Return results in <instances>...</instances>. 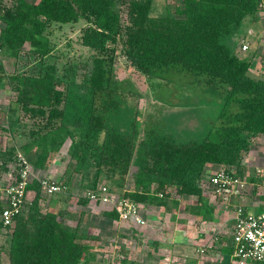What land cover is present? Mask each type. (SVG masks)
<instances>
[{
    "label": "trees",
    "instance_id": "16d2710c",
    "mask_svg": "<svg viewBox=\"0 0 264 264\" xmlns=\"http://www.w3.org/2000/svg\"><path fill=\"white\" fill-rule=\"evenodd\" d=\"M176 1L175 14L154 16V0H0V47L9 58L17 59L27 45L28 54L42 61L50 52L46 30L52 23L76 24L82 20L89 24L81 45L93 53L92 71L87 78L92 100L87 109L75 111L72 123L65 121L69 107L66 94L59 89L64 81L56 77L53 65H46L38 75L12 79L17 92L13 115L20 111L33 120L29 139L20 149L35 170L49 167L70 140L68 154L75 160L73 173L87 176L88 166H94L84 196L87 191L97 190L103 170L119 176L122 191L134 141L127 133L109 126L104 116L119 110V101L113 96L111 68L116 44L122 38L126 60L141 74L177 69L185 75L189 88L195 86L223 104L216 122L201 140L180 142L173 135L155 134L144 142L141 165L133 175L134 190L122 191L117 198L168 211L169 204L177 209L178 199L196 197L197 213L203 216L211 212L200 186L206 170L222 165L229 173L228 168L236 167L242 154L250 151L248 137L264 134V79L251 74L254 50H242L245 35L240 34L247 21L257 18L262 1ZM122 11L126 24H121ZM96 98L101 100L98 112L94 109ZM2 154L0 166L5 163ZM5 155L8 161L17 162L16 149ZM171 188L177 199H171ZM40 193L38 182L31 180L26 187V195L32 197L31 206L27 210V197L22 214L12 226L0 222L1 228L12 229L9 263L90 264V250L80 243L86 237L66 229L51 210L42 213L39 201L45 196ZM88 201L85 196L80 203ZM3 208L0 203V215ZM105 215L118 218L113 210Z\"/></svg>",
    "mask_w": 264,
    "mask_h": 264
},
{
    "label": "rangeland",
    "instance_id": "374dc122",
    "mask_svg": "<svg viewBox=\"0 0 264 264\" xmlns=\"http://www.w3.org/2000/svg\"><path fill=\"white\" fill-rule=\"evenodd\" d=\"M27 1L33 3L39 0ZM178 4L179 2L176 0H154L152 14L154 16L175 14V6ZM120 16L121 24H126L125 12L122 11ZM261 16L263 17L261 30L254 37L257 39L259 36L257 40L260 42L252 58L255 59V69L253 70L252 64L250 69L252 75L258 74L261 79H264V58H262L264 56V10ZM88 25L82 20L76 24L52 23L46 30L50 42V52L42 61L28 54L27 45L21 48L17 59L5 56L0 47V72L4 74V77L0 76L3 78L0 87V153H3L2 160L5 161L0 166V186L9 185L17 173L16 163L8 161L5 154L12 148L23 154L20 147L28 141L29 131L33 127V120L23 116L20 111L14 116L11 111L17 98V92L13 90L16 83L12 79L16 76L38 75L40 69L44 70L46 65H53L56 77L64 81L59 89L66 94V105L69 107L65 121L72 123L76 119L75 111L87 109L92 100L87 78L92 71L93 53L81 45L83 31ZM245 28L240 34L249 33L250 28L247 25ZM116 49L111 69L113 96L119 101V110L114 113H106L104 116L109 126H113L133 138L134 154L122 189V191H132L134 190L133 175L141 165L144 142L154 137L155 134L173 135L180 142L201 140L208 133L209 127L215 120V114L223 103L218 97L203 93L195 86L189 88L185 75L177 69L149 76L141 74L126 60L122 50V38H119ZM251 49L253 48L251 47ZM93 102L95 103L94 109L97 112L100 111L101 100L96 98ZM69 144L70 140H67L44 173L37 171L39 176L45 178L50 176V180L66 187L61 194L40 197L41 212L50 211L48 206L52 203L57 204L58 207L62 206L64 208L62 213L57 215L64 227L77 230L76 232L80 231L79 234H85L81 232L83 230L89 233L88 238L81 240L80 243L90 250L88 253L93 257L90 264H119L122 260L125 264H168L163 260L164 258L159 256L163 255L162 252L165 251L161 249V253H157L154 243L156 240H161L159 239L162 237L160 230H168L167 223H163L161 229H156L157 233L155 234L143 232V235H138V233L132 232V230L138 229L134 228L129 221H121L118 218L117 225L111 226V222L106 221L104 216L102 217L104 212L112 211V203L91 202V205L89 201L85 204L80 203V200L85 197L84 186L91 180L94 166H88L87 176L82 173H73L72 164H75V160L69 157ZM256 148L257 146L254 147V150ZM26 159L31 163L30 158L26 156ZM97 183L98 187L105 186L112 191L116 198L122 194L118 175L103 170ZM169 192L171 199H177L172 188L169 189ZM171 199L169 198L167 203ZM31 203L32 197L29 196L27 210ZM181 203L182 206L186 204ZM170 206L173 207L172 204H169L168 209ZM187 207L191 210L197 209V205L192 204L191 201ZM105 230H120L125 235L115 234L108 238L104 233ZM11 232L12 229L0 227V264H10L8 251ZM174 262V264L179 263Z\"/></svg>",
    "mask_w": 264,
    "mask_h": 264
},
{
    "label": "crops",
    "instance_id": "0c3cea01",
    "mask_svg": "<svg viewBox=\"0 0 264 264\" xmlns=\"http://www.w3.org/2000/svg\"><path fill=\"white\" fill-rule=\"evenodd\" d=\"M261 1L262 9L259 11L257 18L247 21V27L250 29L249 33L246 32L244 34L243 44H249V53L252 50L258 49L257 45L260 43L257 40L259 36L257 39L254 37L259 34L262 25L261 20L263 17L261 15H263L264 0ZM2 27L3 25L1 24L0 29ZM254 60L250 61L253 65V70L255 69ZM255 76L261 77L258 74ZM248 141L251 146L250 151L242 154L236 167L228 168L232 175L237 174V178L246 182L245 188L242 191L240 190L236 193L235 190L238 189L234 188L233 192H216L211 186L206 184L207 186L203 189V201L207 202L208 207L211 208V212L203 214V216L197 213L198 209H187L190 201L192 204L197 205L198 200L196 197L178 199L179 205L177 209L170 208L168 211L151 205H138L139 214L145 220L146 226H140L134 221H129L134 228L138 229L132 230V232L134 234L138 233V235H143V232L155 234L157 233L156 229H161V225L167 223L168 230H160L162 237L159 239L161 240H156L154 243L157 253H161V249L165 251L162 252L163 255L160 254L159 256L162 259L164 258L163 260L168 264H174V261L179 262L178 264H236L231 256L230 248L226 245V241L228 240L227 233L230 232L234 223L236 208L242 207L249 212H260L264 207V163H262L264 160V134L248 137ZM255 146L257 148L254 150ZM221 169L226 170L222 165H213L206 170L204 181L207 182L209 176ZM38 172L44 173L45 170H39ZM61 197L63 198L64 196ZM89 202L90 205L93 203ZM181 202L186 204L182 206ZM198 205L200 206V204ZM48 207L56 214L62 213L64 209L62 206L58 207L55 203L50 204ZM107 212L111 211L108 210ZM102 217L106 221H110L111 226H116L118 223V218H109V216L105 215V212ZM81 232L85 233L82 235L87 239L89 233L85 232V230ZM104 233L108 238L111 235L115 236V234L119 236L125 235L120 230H105ZM120 263L125 264L124 260L120 261Z\"/></svg>",
    "mask_w": 264,
    "mask_h": 264
},
{
    "label": "built area",
    "instance_id": "2783aa9c",
    "mask_svg": "<svg viewBox=\"0 0 264 264\" xmlns=\"http://www.w3.org/2000/svg\"><path fill=\"white\" fill-rule=\"evenodd\" d=\"M248 47L247 44H243L242 50L245 51ZM16 156L17 173L14 181L9 185L0 186V203L4 207L0 222L8 227L12 226L15 218L24 210L25 200L28 197L26 187L31 180L38 182L41 194L46 197L63 193L66 188L49 178L39 176L37 170L20 152H17ZM206 184L216 192H233L232 190L237 188L238 190H235L237 193L245 188L246 182L221 169L209 176L207 182L202 181L200 186L204 189ZM85 196L94 203H112V210L117 213L121 221H134L140 226L146 225L139 214L138 205L126 199L119 200L109 193L105 186L97 187L96 191H87ZM227 238L226 245L230 248L236 264H264V207L260 212H249L237 207L234 223L227 233Z\"/></svg>",
    "mask_w": 264,
    "mask_h": 264
}]
</instances>
